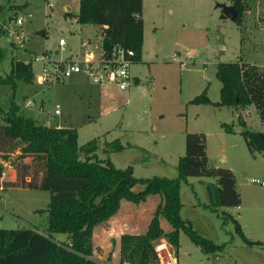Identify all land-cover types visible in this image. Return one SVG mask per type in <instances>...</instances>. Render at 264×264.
<instances>
[{"label":"rangeland","instance_id":"374dc122","mask_svg":"<svg viewBox=\"0 0 264 264\" xmlns=\"http://www.w3.org/2000/svg\"><path fill=\"white\" fill-rule=\"evenodd\" d=\"M51 2L50 8L45 0H0L4 11L23 7L31 12L22 25L25 32L30 31L22 47H12L5 35L0 36V74L8 71L11 57L31 58L32 72L30 82L17 79L14 87L0 83V106L6 107L13 100L21 113L36 122L74 126L78 146L94 138L96 157L108 158L116 167L130 165L138 177L176 176L185 131L204 132L209 163L231 167L241 203L239 208L208 206L205 183L213 180L212 176L180 179V216L202 235L222 243V248L204 252L179 229L177 262L264 264V184L251 181L264 180V152L249 153L239 133L243 128L262 129L258 115L252 104L234 107L190 101L203 87L210 100L218 99L220 82L214 71L219 61L240 59L264 70V0H244L246 7L239 23L228 15L220 17L219 3L230 4V0H142V53L128 67L131 79L125 89L114 81L94 82L84 71L37 81L43 67L51 70L55 59L80 56L85 47L94 56L101 51V27L75 20L77 0ZM42 27L44 36L35 32ZM58 37L65 40L62 51ZM87 37L91 43L85 46ZM42 50L47 51L49 60H34L33 55ZM26 100L31 103L25 105ZM222 123L230 125L232 131H226ZM113 138L119 139L121 149L107 148ZM17 154L2 157L0 153V184L13 172L15 177L12 158ZM138 187L136 184L133 189ZM48 200L47 189L2 185L0 227L26 224L44 229ZM157 201L154 195L137 203L122 198L119 217L100 223L93 232V258L102 264H119L115 235L141 229ZM221 210L237 220L246 237L259 242L243 241L235 222L223 219ZM162 222L168 228V223ZM53 236L66 239L63 232H53Z\"/></svg>","mask_w":264,"mask_h":264},{"label":"trees","instance_id":"16d2710c","mask_svg":"<svg viewBox=\"0 0 264 264\" xmlns=\"http://www.w3.org/2000/svg\"><path fill=\"white\" fill-rule=\"evenodd\" d=\"M230 1L236 10L233 20L239 23L246 7L244 0ZM141 8L142 0H78L75 16L79 23L101 26L102 56H108L114 44H121L133 50L132 61H135L140 57L142 46ZM42 29L35 32L43 35ZM2 58L0 47V60ZM214 74L220 82L218 99L210 100L203 87L190 101L234 107L252 104L262 129L243 128L239 133L249 153L264 152V70L255 63L234 59L219 61ZM17 79L31 81L30 61L11 57L8 71L0 74V83L14 87ZM0 118L2 157L18 151L12 158L14 179L3 180L1 184L4 187L43 188L49 192L44 229L30 225L0 227V264H102L92 256L93 227L115 213L122 198L137 203L150 194L157 195L158 201L144 230L118 234L119 264H156L153 239L164 236L176 249L179 229L204 252L222 248V243L202 235L187 218L180 216L179 181L189 175L214 178L205 183L208 206H233L240 202L233 171L209 163L204 132L185 131L184 151L177 157L176 176L138 177L132 174L130 165L116 167L108 158L96 157L94 138L78 146L74 126L36 122L21 113L13 100L6 107L0 106ZM222 126L226 131H232L230 125L222 123ZM106 146L109 150L123 147L117 138L109 140ZM136 184L139 187L133 189ZM221 211L223 219L230 218L235 222L243 241L259 242L247 238L227 210ZM160 219L168 223L167 230ZM53 232L65 233L66 239L55 238Z\"/></svg>","mask_w":264,"mask_h":264},{"label":"built area","instance_id":"2783aa9c","mask_svg":"<svg viewBox=\"0 0 264 264\" xmlns=\"http://www.w3.org/2000/svg\"><path fill=\"white\" fill-rule=\"evenodd\" d=\"M48 7H52L51 0H45ZM31 17L29 10L15 9L7 10L4 13L0 12V34L5 35L8 39L9 45L12 47H22L24 38L27 33L22 25L25 20ZM65 40L58 37L57 45L60 51L64 50ZM90 41H85V46L89 45ZM84 52L80 56H68L66 59L58 58L53 60L52 69L43 67V73L37 75L39 83L45 82L47 77H64L73 72L84 71L94 82H101L104 80L114 81L120 89H124L129 85L128 67L132 62L133 50L126 48L121 44H114L108 56L100 54L94 56L88 47H85ZM34 60H49L46 50L33 55ZM31 61V58L27 59ZM49 70V71H48ZM30 100L25 101V105H29ZM54 112H58L54 108ZM251 181L264 184V180L259 178H251ZM152 248L155 253L156 264H177V257L175 248L172 243L164 236H159L152 241Z\"/></svg>","mask_w":264,"mask_h":264},{"label":"crops","instance_id":"0c3cea01","mask_svg":"<svg viewBox=\"0 0 264 264\" xmlns=\"http://www.w3.org/2000/svg\"><path fill=\"white\" fill-rule=\"evenodd\" d=\"M11 4H20V3H11ZM3 6V5H2ZM1 5H0V7H2ZM77 9H78V0H77ZM77 9H76V12H77ZM9 10V9H8ZM0 12L1 13H4L5 11L4 10H2L1 8H0ZM76 14V13H75ZM141 18H142V8H141ZM75 20H76V16H75ZM142 22H143V18H142ZM93 24V23H92ZM95 25H97L98 27H101L100 25H98V24H95ZM43 29H42V32H43V35L42 36H44L45 34H46V30H45V28L44 27H42ZM100 31H101V28H100ZM41 35V34H40ZM87 39V41L89 40L90 41V43H91V39H90V37H87L86 38ZM142 41H143V33H142ZM141 53H142V46H141ZM141 53H140V57H139V59L141 58ZM24 61H28V60H24ZM125 89V88H124ZM253 106V105H252ZM42 108V106L40 105L39 106V109H41ZM54 113H57V112H54ZM243 120V119H242ZM244 121V120H243ZM44 124H46V125H52V124H49L48 122L47 123H44ZM55 126H63V125H59V124H55ZM64 126H72V125H64ZM207 143V142H206ZM205 148H207V145H206V147ZM205 151H206V149H205ZM229 168V167H228ZM231 168V167H230ZM12 179H14V172L10 175V176H8V180H12ZM213 180H214V178H213ZM213 180H211V181H213ZM2 187V184H0V188ZM238 191V190H237ZM239 193V192H238ZM157 196V195H155V194H150V195H148V196ZM147 196V197H148ZM157 199H158V196H157ZM121 201V200H120ZM240 203H241V200H240V202H239V204L238 205H233V207H236V208H239V205H240ZM223 209H226L227 207H230V206H221ZM119 210H120V205H119V208H118V210L115 212V213H113L110 217H108V219H106L105 221H103L102 223H109V222H111V220H115L117 217H119ZM148 219H149V216H148V218H147V220L145 221V223H144V226L141 228V229H139V230H133V229H129V231H133V232H138V231H142V230H144V228L146 227V224H147V221H148ZM160 223H161V225L163 226V228H164V224H163V222H162V219H160ZM26 225V224H25ZM98 226H100V224H96L94 227H93V232L95 231V229H96V227H98ZM168 228H169V225H168ZM168 228H164L165 230H167ZM93 235V234H92ZM57 239H60V238H58V237H56ZM248 238V237H247ZM250 239V238H249ZM251 240H254V239H251ZM115 243H116V246H118V235H115ZM175 248V247H174ZM175 252H177V249H175ZM177 264H178V262H177Z\"/></svg>","mask_w":264,"mask_h":264},{"label":"water","instance_id":"95a60500","mask_svg":"<svg viewBox=\"0 0 264 264\" xmlns=\"http://www.w3.org/2000/svg\"><path fill=\"white\" fill-rule=\"evenodd\" d=\"M219 9H220V17H225L228 16L233 19L234 16L236 15V10L234 6L230 4H225V3H219ZM23 227V226H22Z\"/></svg>","mask_w":264,"mask_h":264}]
</instances>
